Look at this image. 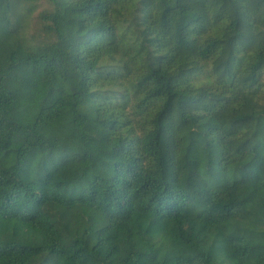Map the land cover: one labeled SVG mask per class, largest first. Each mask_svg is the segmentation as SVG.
<instances>
[{
  "label": "trees",
  "instance_id": "16d2710c",
  "mask_svg": "<svg viewBox=\"0 0 264 264\" xmlns=\"http://www.w3.org/2000/svg\"><path fill=\"white\" fill-rule=\"evenodd\" d=\"M0 264H264V0H0Z\"/></svg>",
  "mask_w": 264,
  "mask_h": 264
}]
</instances>
